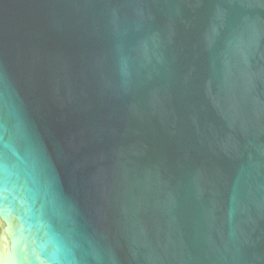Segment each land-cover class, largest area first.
Returning a JSON list of instances; mask_svg holds the SVG:
<instances>
[{
    "label": "water",
    "instance_id": "1",
    "mask_svg": "<svg viewBox=\"0 0 264 264\" xmlns=\"http://www.w3.org/2000/svg\"><path fill=\"white\" fill-rule=\"evenodd\" d=\"M0 264H264V0H0Z\"/></svg>",
    "mask_w": 264,
    "mask_h": 264
}]
</instances>
